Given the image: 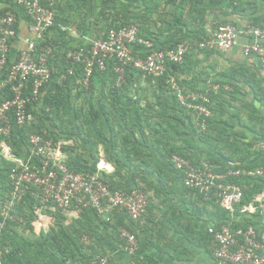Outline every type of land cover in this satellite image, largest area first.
Wrapping results in <instances>:
<instances>
[{
  "label": "crops",
  "instance_id": "1",
  "mask_svg": "<svg viewBox=\"0 0 264 264\" xmlns=\"http://www.w3.org/2000/svg\"><path fill=\"white\" fill-rule=\"evenodd\" d=\"M56 1V23L68 27L69 31L63 32L64 36L59 35V27L53 31V38L58 41V63L53 62L55 79L43 92L42 99L49 92L53 95L55 85L62 86L65 81H69L70 93L65 94V106L61 111L64 119L56 124L43 120L39 126L57 141L69 144L62 150V158L67 163L90 173L99 172L98 166L102 165L105 170L100 172L101 175L111 176L117 185L141 186L148 197L147 214L139 221L130 220L124 212H114L109 220L93 216L88 225L92 235H87L92 242L89 256L100 253L113 264L139 261L144 264H215L207 245L210 219L214 216L224 217L226 212L223 221L254 223L264 229V202L254 201L260 193L264 197V188L249 203L253 213L230 218L227 210L185 188L182 175L167 166L171 152L177 151L187 154L196 163L211 161L223 170L234 167L264 169V72L256 57L244 55L242 46L249 40L240 38L238 45L226 53L198 49L202 34H209L221 23L264 26V0H217L213 5V0H204L205 10L194 0H176L175 3L168 0ZM123 3L129 5L130 17L143 20V32L160 47L180 42L190 45L191 51L186 63L173 68L166 80L149 78L135 71L127 86L114 96L109 95L110 81L97 76L93 83V98L89 99L81 88V80L72 78L74 75L67 80L66 69L59 63L63 64L64 55L87 39L102 38L113 21L125 19V15L119 13ZM155 3L157 6L153 8ZM11 8L15 9L14 0H0V14ZM16 12L20 37L30 36L24 13L20 9ZM177 16L183 23L181 28L173 24ZM23 47L22 43H15L11 57L15 59ZM132 52L141 54L137 47H133ZM137 77L144 80L137 81ZM171 81L187 95L205 93L210 87L219 86L221 91L213 95L212 119L200 126L194 111L180 108ZM138 87L141 90L138 95H128L130 90ZM101 104L110 110V123L114 126L108 131L103 130L104 134L107 132L106 136L101 137L93 127L81 128L79 122L77 126L74 123L76 127L66 126L70 116L75 120L77 108L82 107L85 112L90 106L98 109ZM123 114L130 121L139 116L140 127H119L118 118ZM2 143L8 144L0 140V198L8 189L5 167L16 166L4 158ZM21 143L20 150H17L18 146L16 152L11 148L14 156L24 162L31 160L27 145ZM260 181L264 183V177ZM27 216L32 221L34 216L31 213ZM67 218L71 221L65 225L70 227L80 216ZM53 222L49 232H45L33 220L32 229L23 228L21 233L37 246L41 235L52 231ZM121 229L137 237V254H130L125 249ZM59 259L49 256L51 264H64Z\"/></svg>",
  "mask_w": 264,
  "mask_h": 264
},
{
  "label": "built area",
  "instance_id": "2",
  "mask_svg": "<svg viewBox=\"0 0 264 264\" xmlns=\"http://www.w3.org/2000/svg\"><path fill=\"white\" fill-rule=\"evenodd\" d=\"M56 2L14 0L15 9L0 14V89L9 88L13 93L12 99L0 103V138L3 141L10 139L13 122L27 129L26 143L31 157L26 162L16 159L11 147L2 143L4 158L16 166L8 176L10 193L0 200V264L9 252L7 248H2V241L12 224H16V229L21 232L34 220L41 227L40 230L49 232L54 213L59 211L67 217L76 218L91 210L104 220H109L114 212H124L132 221H139L147 214L148 197L145 190L136 187L113 189L110 179L100 173L105 170L102 165L98 166L97 173L71 168L62 158V150L69 144L33 128L36 116L28 107L41 102L42 90L52 80L53 62L57 59L56 47L47 42L48 38L52 39V30L56 27ZM17 9L24 13L27 20L28 37L21 38L18 33ZM62 31L68 32L69 28L62 27ZM240 38L249 40L242 46L244 55L256 57L264 72V28L259 26L241 27L221 23L201 39L198 49L226 53L238 45ZM17 42L24 47L13 59L11 49ZM133 47L139 48V52L144 51L145 55L136 57L132 52ZM190 51L191 46L185 43L174 48H161L141 34L139 25H120L109 28L102 38L87 39L70 50L67 60L72 67L65 73L73 76L77 64L82 65L80 85L83 92L88 94L95 78V69L100 72L112 70L114 86L120 89L126 86L127 77L133 70L146 77H162L167 74L170 65L185 64ZM170 84L180 105L197 114L200 126L213 116L209 107L211 95L221 91L219 86H212L205 93L187 95L173 81ZM171 162L182 175L185 188L200 194L206 201L215 199L229 212L230 218L237 213H253L250 204L242 205L247 188L231 180L262 178V167L251 170L227 168L225 172L217 173L216 167L209 161L196 163L189 158L173 155ZM262 194L254 201L263 203ZM19 207L24 216L19 214ZM30 213L34 216L32 221L26 215ZM208 233L211 236L209 249L215 264H264V229L251 223L238 226L233 220L221 223L212 221ZM120 236L125 241L127 252L133 255L139 252V243L134 234L121 229ZM81 243L89 251L92 242L87 235L81 237ZM86 264L113 263L99 253L90 255ZM136 264L144 263L139 261Z\"/></svg>",
  "mask_w": 264,
  "mask_h": 264
},
{
  "label": "trees",
  "instance_id": "3",
  "mask_svg": "<svg viewBox=\"0 0 264 264\" xmlns=\"http://www.w3.org/2000/svg\"><path fill=\"white\" fill-rule=\"evenodd\" d=\"M170 3H175L176 0H168ZM187 0H185L186 2ZM196 1V4L200 6V8H202L203 10L206 9L205 7V3L204 0H194ZM217 0H213L212 5L214 2H216ZM155 6H152L153 8L157 6V3L154 4ZM211 5V6H212ZM204 6V7H203ZM56 21V20H55ZM143 20H141V18L138 20H134V21H125V19H118L116 21H113L112 24L109 25L108 29L113 27V28H118L120 25H127V24H137L140 26L141 31L142 30V23ZM173 24H175V26H177L178 28H181L183 26V23H181L180 18L177 16L174 19ZM57 27H59L60 33L59 35H63L65 31H62V27L63 26H58L56 23V27L54 29H56ZM261 28H264V26H259ZM18 28V26H17ZM52 30V39L48 38V43L53 44L55 47L58 43V41L55 40V38H53V31ZM107 29V30H108ZM107 32V31H106ZM143 35V34H142ZM206 34H202V36L200 37V41L201 39L205 36ZM148 39H151L149 37H147L146 35H143ZM64 41H67L66 38H64ZM153 40V39H151ZM154 41V40H153ZM199 41V42H200ZM155 43H157L156 41H154ZM181 44L180 42L178 44H170V45H165L162 46L161 48H174L177 45ZM157 45L159 46V44L157 43ZM160 47V46H159ZM68 53V52H67ZM139 55L134 54L136 57H143L145 55L144 51H140ZM189 55V54H188ZM188 55H187V59H188ZM186 59V60H187ZM62 61V60H61ZM56 63L57 59L55 60ZM63 64L59 63V66L62 68H65L66 71L71 68L72 66L70 65V63L67 60V54L66 56L64 55V59H63ZM63 65V66H62ZM181 65H170L167 71V74L162 76V77H153L156 79H159L161 81H164L168 78L169 72L173 70V68L175 67H179ZM64 69V70H65ZM135 71L133 70L129 76L127 77V84L129 83V81L131 80V76ZM137 72V71H136ZM97 76H101L102 78H106L110 81V85H109V95L110 96H114L117 95L118 92L123 89V88H116L114 86V79H115V75L113 73V71L111 70L110 72H100L98 69H95V77ZM55 77V74L53 73V77L52 80L50 82L49 85L52 84V81ZM149 78L152 76H148ZM71 78L69 75L67 77V80ZM74 79L79 78L80 80L83 78L82 76V65L77 64V66L75 67V72H74V76L72 77ZM95 80V78H94ZM93 80V83H94ZM92 83L91 89L88 93V97L89 99L93 98L92 94H93V88L94 85ZM126 84V86H127ZM56 89H54L53 91V95L51 92H49L48 94L43 96L42 99V95H41V102H39V104H35V106L33 107L32 105H29L28 109L31 110L33 112V114L36 116V122L35 124H33V128L35 131H38L42 134H46V136L50 135L49 133H47L45 130H43L40 126H39V122L43 121V120H47V121H52V123L56 124L57 121H62L64 118L63 115H61V111L63 110L62 108L65 106V94L70 93V87H69V81H65L64 85H55ZM125 86V87H126ZM48 87V86H47ZM46 87V88H47ZM44 88L42 90V94L45 91ZM27 93L29 94L30 91H27ZM87 95V94H86ZM13 97V93L10 91L9 88L7 89H0V103L4 100H9L12 99ZM214 96L211 95V105L209 106L210 109L212 110V113L214 115ZM176 99V98H175ZM178 105L180 108H182L183 110H185L180 103L178 102V100L176 99ZM110 110L107 111L106 106L104 104H101V106L98 109H95V107L90 106V108H87V111H83L82 107L77 108L76 110H74V116H75V120H73V116L69 117V123L66 125L69 127H73L74 123H76V126L79 122V126H81V128L84 127H88V128H95L98 130V134H100L101 137H103L105 134L103 133V130L108 131L109 128L112 129L114 126H112L113 124H111L110 122H112V119L110 118ZM119 115L118 118V122L123 118L127 121H130L129 119H126V117L123 114V117ZM213 117V116H212ZM208 118L206 121H208ZM135 119L140 120L139 116H136ZM134 123V120H131ZM205 121V122H206ZM111 124V125H110ZM141 125V120L140 123L138 124L139 128ZM74 126V127H76ZM29 129V128H28ZM27 129L24 128H20L19 126H17L15 124V122H13V128H12V133H11V137L10 139H6L7 143L9 144V146L15 150L16 152V147L18 146L17 150H20L19 146L22 145L21 142H23V144L27 145L26 140H27ZM1 140V138H0ZM124 142L126 141L125 138L123 140ZM18 152V151H17ZM173 155H180L182 157L185 158H189L191 159L190 156H188L185 153H180L177 151H172L170 156H169V161H168V167L172 170L177 172L171 162V158ZM193 160V159H191ZM211 162V161H209ZM212 163V162H211ZM68 165L77 170L81 169L84 172L90 173L82 168H77L72 166L71 164L68 163ZM215 166V165H214ZM215 172L217 173H223L226 171V169H219L217 166H215ZM237 168V167H234ZM4 174L6 175V182L8 184V189L6 192V195L8 193H10V186H9V173L11 171V168L5 167L4 170ZM105 176V175H104ZM108 178L110 179V183L112 185V188H123V189H129V188H140L138 185L137 186H124V185H117V183L111 178V176H108ZM262 178H257V179H251L248 177H243L240 179H234L231 181H234L240 185L245 186L247 189L245 190L244 193V198L242 201V205H248L253 199H254V195L256 193H260L262 191V189L264 188V183L262 181ZM144 190V189H143ZM5 195V196H6ZM5 196H3L2 198H0V200L4 199ZM211 204H218L219 207L223 208L215 199H211L209 201H207ZM30 205H28L29 207ZM30 208V207H29ZM94 215H92V214ZM19 214H21L22 216H24V214L22 213V209L19 207ZM239 214V213H237ZM27 215V214H26ZM54 217H58L59 219H63L62 215L60 212L54 213ZM93 216H97L96 213H94L91 210H86L83 214H81L80 218L76 221H74V224L72 225V227L67 226L65 228V224H63L62 227L63 230H66L65 235L69 236L71 238H67L65 240V242L68 241V243H65V245L56 237L55 232L58 231L61 227H57L55 229H52V231L48 234H42L40 237V240L38 241V245L34 246L32 244V242L27 241L26 237L19 232L16 228V224H12L11 228L7 230V232H5L4 237H3V241H2V248L3 249H8L9 252L5 255V258L3 260L2 264H51V261L49 260V256L50 255H54L57 258H60V260L64 263V264H79V263H84L86 264L89 258V253L88 251H86L84 245L81 243V237L83 235H88L89 237H91L92 235L89 232L88 229V225H90L92 222V218H94ZM98 217V216H97ZM215 217V216H214ZM210 219L212 221H217L219 223L224 222L223 219L227 217V213L225 212L224 217L221 215H216V218ZM228 217H229V212H228ZM212 218V217H211ZM105 224H108V222H105ZM242 224L239 223L237 224L238 226ZM252 224V223H251ZM253 225H255L253 223ZM32 224L28 223L25 227V229L27 228H31L32 229ZM65 228V229H64ZM70 230H74V231H69ZM64 234V233H63ZM207 245H210V241H211V236L207 235Z\"/></svg>",
  "mask_w": 264,
  "mask_h": 264
},
{
  "label": "rangeland",
  "instance_id": "4",
  "mask_svg": "<svg viewBox=\"0 0 264 264\" xmlns=\"http://www.w3.org/2000/svg\"><path fill=\"white\" fill-rule=\"evenodd\" d=\"M105 1V0H104ZM119 13L120 14H122L123 16L125 15V21H134V20H136V18L134 17V18H132V17H130V15H129V13H130V10H129V5L128 4H126V3H123V4H121V7H120V9H119ZM119 14V15H120ZM138 20L140 19V17H138L137 18ZM141 34H143V35H145V33L143 32V31H141ZM143 78V77H142ZM142 78H139V77H137V81H141V80H144V79H142ZM140 89V87H138V88H133L132 90L133 91H131L130 90V92L128 93V95H130V96H136V95H138V93H139V91H141V90H139ZM133 107L134 108H136L137 106L136 105H133ZM140 123V120H138V119H134V123L132 122V121H127L126 122V120L125 119H123L122 118V120H120L118 123H117V125L119 126V127H121L122 125L123 126H125V125H131V126H134V127H138V124ZM107 132H105V134H106ZM93 135V134H92ZM106 136V135H105ZM140 188L141 189H144L143 187H141L140 186ZM62 214V213H61ZM63 215V214H62ZM55 216V215H54ZM53 216V217H54ZM63 217V219L61 218V219H59L58 217H56V218H53V220L55 221V222H53L54 223V227H53V229H55V228H57V227H61L58 231H56L55 232V235H56V237L65 245V243H68V241L67 242H65V240L67 239V238H71V237H69V236H66L65 235V233L67 232L66 230H63V228L62 227H64V226H62L63 224H65V223H67L68 221H71V219H68L67 217H65V216H62ZM75 219H77V218H75ZM78 220V219H77ZM76 221V220H75ZM67 226H65V228H66ZM70 227H72V226H70ZM64 228V229H65ZM68 228V227H67ZM66 231V232H65ZM69 231L71 232V231H74V230H70V228H69ZM64 233V234H63ZM60 260V259H59Z\"/></svg>",
  "mask_w": 264,
  "mask_h": 264
}]
</instances>
